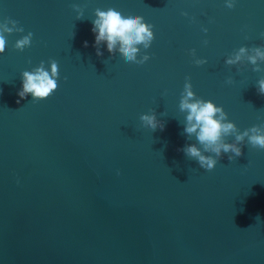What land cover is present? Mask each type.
<instances>
[{"label": "water", "instance_id": "water-1", "mask_svg": "<svg viewBox=\"0 0 264 264\" xmlns=\"http://www.w3.org/2000/svg\"><path fill=\"white\" fill-rule=\"evenodd\" d=\"M226 3L0 0V24L23 28L0 54V264H264V150L245 138L240 157L222 153L211 171L182 151L202 147L184 132L186 77L241 132L264 124V62L255 72L247 60L264 45V0ZM109 8L153 25L150 47L137 46L143 64L104 42L96 55L92 20ZM49 60L57 89L20 99L21 73ZM152 112L162 130L140 121Z\"/></svg>", "mask_w": 264, "mask_h": 264}, {"label": "clouds", "instance_id": "clouds-1", "mask_svg": "<svg viewBox=\"0 0 264 264\" xmlns=\"http://www.w3.org/2000/svg\"><path fill=\"white\" fill-rule=\"evenodd\" d=\"M226 6L232 8L234 6L232 0H227ZM73 8L77 12V19H81L82 11L79 6L73 5ZM94 15L95 19L92 20L91 31L95 35L94 47L98 57L103 55L98 46L101 42H104L110 54L114 51L119 52L126 62L143 64L149 59L147 54H143L140 59H137V55L140 53V48L137 46L142 45L143 49L150 47L154 39L153 25L145 23L141 16L129 15L125 18L119 11L112 8L107 10L96 9ZM182 15L186 14L182 13ZM13 31L22 32L23 28L17 27V22L11 20H5L4 23L0 24V54L5 51L6 34ZM204 31L206 32L207 29H204ZM32 35L31 32H28L27 35L15 42L14 48L23 51L26 47H29L32 42ZM261 36L264 37V33H261ZM117 45H119L118 48ZM84 46L87 47V41L84 42ZM247 51V48L240 47L233 56H229L225 60V64L234 65L238 63ZM251 51L254 55H248L247 60L253 65L252 70L255 72L262 71L257 60L264 62V45L253 47ZM190 54H194V50ZM194 63L202 65L206 61L196 59ZM48 64V70L45 69L44 62L41 61L39 66L33 70L21 73L22 87L17 93L20 99L31 94L32 100H43L57 89V62L49 60ZM227 82L231 83V78ZM257 85L258 94L264 96V78L259 79ZM17 103H19V100ZM179 109L181 112L187 113L184 132L189 136L195 134L198 144L202 146L198 148L195 144H190L186 145L182 151L206 171L214 169L222 153H230L228 155L229 161L240 157L242 155L241 145L244 143L245 138H247V143L252 148L264 150V124L254 125L241 132L233 122L228 120L227 113L222 106H216L210 100H203L195 96L188 77L185 78ZM140 121L152 131L157 128L162 130L164 127L163 123L157 120L155 112L142 114ZM230 136L234 137V141L226 142V138Z\"/></svg>", "mask_w": 264, "mask_h": 264}]
</instances>
